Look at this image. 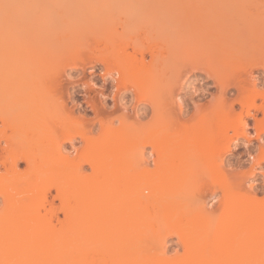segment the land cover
<instances>
[{
	"label": "bare ground",
	"instance_id": "6f19581e",
	"mask_svg": "<svg viewBox=\"0 0 264 264\" xmlns=\"http://www.w3.org/2000/svg\"><path fill=\"white\" fill-rule=\"evenodd\" d=\"M134 1L131 3L139 2ZM145 1L141 0V4H146ZM217 1L226 6H219ZM224 1L183 0L182 4L188 7L180 12L179 8H176L178 12L166 9L159 13L157 10V18L152 19L154 22L151 20V26L147 25L153 27L155 33L159 30L164 37L160 42L153 34L157 41L151 36L148 38L149 27L138 22L143 19L138 14L143 12L145 15V12H140L141 8L136 5H142L132 4L133 9L129 5V11L138 16L136 22L133 17L138 27L131 28L146 34L136 37L135 33L139 32H132L134 39L125 40L117 29L110 28V24L107 28L113 32L105 30L107 34L98 30L100 33L88 49L75 46L79 50H69V57L58 56L60 64L65 62L63 68L60 66L62 72L61 69L44 71L51 65V56L48 60L45 58L46 50L42 51L45 54L43 61L40 56L36 57V46H31V40L27 46L25 40L22 43L25 50H30L25 52L26 58L30 60V53H33L34 66L20 62L26 67L20 65L10 70L7 64L5 68L6 61L2 58L8 51L4 50L5 44L10 42L8 38L0 37V264H264V199L257 198L252 185L249 184L247 189L242 185V176L247 172L251 177L256 176L255 172L261 170L256 171L255 167L264 162L261 139L264 133V87L259 88L258 80L252 76L253 69L264 71V9H257L254 0L250 3H255V9L252 7L255 11L250 5L251 10L246 5L242 7L239 2L237 7L236 0L231 2L236 7L229 8L230 0ZM189 4L196 7L191 9ZM165 6L169 8L170 5ZM135 7H139V13ZM163 16L170 18L173 24L168 19L167 23H162L160 17L163 19ZM174 16L187 19L183 20L189 28L187 33L183 27V31L173 27L178 21ZM180 20L178 23L182 22ZM32 21L38 23L39 19ZM209 27H215L210 30L215 33L211 35V41L208 39ZM180 32L188 37L183 39L178 35ZM28 45L35 47V51ZM204 48L206 52L213 50L214 60L209 57L207 60L212 61L204 60ZM81 50L82 53H77ZM85 50L88 51L83 52ZM187 50L190 54L197 53V59L203 61L204 64L200 63L204 66L193 61L195 54L177 67V55L188 53ZM42 52L36 51L43 55ZM28 59L23 58L27 65ZM39 62L46 69L43 67L42 70ZM88 65L102 68L100 85L91 81L92 76L89 78L91 85L89 81L81 83L85 107L93 113L90 118L85 115L86 108L80 107L76 111L77 106L69 107L62 100L65 95L71 96L61 76L66 67L84 69ZM187 67L190 68L185 71L186 75L198 70L211 78L219 88V94L208 103H193L195 106L186 115L182 98L177 96L178 101H175L173 91L174 86L185 89L187 82L178 83V78L181 70ZM72 82H69L71 88L78 87ZM108 85L110 94L107 93ZM89 86L98 89L96 94L93 93L95 95L89 94ZM230 87L237 91L234 98L226 96ZM125 97L133 101L132 115L127 113ZM108 98L112 100L111 106H108ZM258 98L261 103L256 102ZM235 103L239 104V111H235ZM156 107L160 110L154 111ZM148 108H151V118L143 121ZM251 110L261 112L262 116L256 117ZM117 112L118 126L113 125L115 115H112ZM129 117L134 120L131 122ZM248 117L254 119L252 127L261 144L256 158L249 154L252 159L250 170L236 171L225 165L224 158L239 139L244 138L248 144L251 142ZM96 124L98 127L93 133ZM7 130L11 135L6 133ZM77 137L83 146L80 151L89 150L82 157L75 146L71 147L73 154L63 152V145H73ZM146 148H150L152 169L146 161L149 158L143 159ZM141 159L145 163L142 164ZM19 162L33 165V170L19 172ZM42 164L49 171L52 169L60 180L29 189L26 180L35 170L36 174L40 173ZM84 164L90 172L83 171ZM262 175L264 177V172ZM205 177L222 193L220 227L207 219L202 205L183 209V196L179 197L181 193L186 195L185 191L181 192L180 184L189 180L202 182ZM50 188L55 189V195H48V199ZM59 213L63 219L59 218ZM161 226L176 234L182 242V256L168 259L162 253L163 248L161 253L158 249L152 251V247L146 249L145 245L150 242L147 240L158 234Z\"/></svg>",
	"mask_w": 264,
	"mask_h": 264
},
{
	"label": "rangeland",
	"instance_id": "374dc122",
	"mask_svg": "<svg viewBox=\"0 0 264 264\" xmlns=\"http://www.w3.org/2000/svg\"><path fill=\"white\" fill-rule=\"evenodd\" d=\"M155 1H157V2L155 3ZM160 1L153 0L152 4L154 7L152 6L151 3H150L151 4V7H150L149 6L150 4H148V5H146V4L151 2V0L145 1L146 4H144L143 2H142L143 4H141V0H139V2H136V3H140L142 6H140L138 4L136 5V3H131V2H135L134 0H132V1L131 0H0V37L4 36L5 38H8L9 42H10L7 44V46L5 44L6 49H4V50L8 49V51H5L6 52L5 54L3 53V55H5V56L2 58V61H3V59H4V61H6V64L4 66H5V68H7L9 65L8 68L10 70L13 69V67L15 69L19 68L20 65H22L20 62L25 63L26 66H31L30 64L32 63L31 67H33L34 66V64H33L34 61L32 60L33 53H30V57L32 55V58H30V60L24 56V54H26L27 52L29 53V51H30V50L27 51L25 49H26L27 44L30 43V40H31V43H30V44H32L31 46H36V48L35 47L32 48L30 45H28V48H31V50L33 52L35 51L34 48L36 49V51L38 49V52H42V51L47 50L48 52H46V54H47V57H45L46 59L48 58L49 55L51 56L50 57L51 60H49V64H51L50 65L51 69L48 66V64L46 63V65L48 66L49 69L44 70L43 67H45V69H46V66H42L44 64L43 63L41 64L40 63L41 61L39 62L40 64L38 63V66L46 72L47 71L57 72L58 71L57 69H61V67L62 66L64 67V65H65V62L63 64L59 63V59L61 58L60 56L69 57L70 53L73 50L78 51L79 49H81V47L83 50L86 48L88 49L89 46L92 44L91 41H93L95 38H97L96 35L98 36V33H100V31L101 32L104 31V33H105L106 32L105 30L109 29L107 27L111 26L110 24H112V27H110V28H114V30L117 29L116 32L119 34H123L124 35L123 37H125V38H123V37L122 38L125 40H126V38L127 39L133 38V36H135L133 33L136 31L140 33V31H142V30L139 29V31H138V28L137 29L134 28V30L131 28V27H135V26L138 27V25L135 24V22L138 20V18H137L138 16H136V15L134 16L129 11V9H130L129 5H131L132 9L134 8L133 7L134 5L139 6L141 8V9H139L140 12L141 11L145 12V15L143 12H141V14H138L139 13L138 12L139 7L138 8L135 7V10L138 13L136 11L135 12L138 15H140V18H143V19H139L138 22H140L143 25L145 24L144 25L145 27H147L149 24H150L149 26H151L152 21L154 20L155 17L157 18V13L158 12L160 13V11H162V12L172 11L173 12L174 10L175 11L177 10L176 8H179V12H180V9L182 11L183 9H185L184 7H186V8L188 7V5L182 4L183 0H166V1L162 0V2H163V3L161 2L162 4H160ZM171 1H172V3H171ZM225 1L228 2L229 0H225ZM240 1L241 0H236L235 5H237V7L240 5H242V7H243V5H246V7L248 6L247 8L249 10L252 9L253 11H255L254 10L255 8L253 7L255 3H256L255 6L257 5L256 8L261 7V3H260L261 0H257V1L254 0L255 3L252 1L253 4L250 3L251 2L250 0H248L249 2L248 1L245 2L246 0H244V2L242 1L243 3H246V4H243ZM166 2H168V3H166ZM231 2L235 3L234 0L229 1V3H231ZM238 2L240 5L238 4ZM216 3L219 6H226L222 3H218V1ZM233 3H231V5L227 3L228 4L227 7H229V8H231L232 6L236 7ZM132 4H134V5L132 6ZM164 4L165 5L169 4L170 5L169 8L167 6H165V7H167V8H165ZM5 5H12V7H5ZM143 5L146 7H144ZM157 5H159V7H161L162 10H160ZM184 5H186V6H184ZM218 5H216V6H218ZM249 5H250L251 9H250ZM189 6L191 9H194V7H196V6H194L192 8L193 4H189ZM145 8H147V9H145ZM148 8L149 9L152 8L151 10H153V9L154 10L152 12L150 10V12H149ZM261 9L259 8V10H261ZM145 10L147 11V13L149 12L150 14L149 13L147 14ZM157 10H159V11L157 12ZM164 10H166V11H164ZM177 12H178V10H177ZM263 12H264V10H263ZM152 13H153V15H151ZM150 15H151V18L149 17ZM177 16H174L175 20H177V18H178V21H179L180 19ZM163 17H164L163 19L160 17V19L162 21L159 19L162 23H167L166 22L167 19L168 20L170 19V18H166L165 16H163ZM32 19H34V20L39 19V21L37 23V21L34 22V21H32ZM133 19L135 22H133ZM148 19L150 20L151 23L149 22ZM105 20H108V21L110 20L113 22L110 23V21L106 22ZM183 20H180L182 22H179V23H178V21H175V24L173 27H176V28L179 27L178 31L184 30L186 32V30H188L189 28H187V26H185V24H187V22L184 23ZM185 20L187 21V19H185ZM160 21H159V24L161 23ZM169 21H171L173 24L172 20H169ZM98 22H99V25H98ZM171 22H168V23H171ZM104 23H109V24H104ZM129 23H131L130 25H132V24H134V25L130 26ZM182 23H184V24H182ZM102 25L106 26V27L104 28ZM188 25H189V23H188ZM123 26H125V27H123ZM127 26H129L130 29ZM142 27L143 26L141 25V28ZM182 27H183V30H181ZM100 28H104V29L102 30ZM149 28H147V32H146L148 38H150L149 36H151V38L154 39L155 38L154 36H156V38L158 37V39H159L158 42H160L164 38V37L163 38L161 37L162 35L159 34L158 29H157L158 32L155 33L154 31H156V30H153L154 29L153 27H149ZM176 28L174 30H176ZM209 28L210 29H208V36H209L208 39L210 40L211 35L213 36L215 34V33L212 34L213 31H210V30L212 28L215 29V27H209ZM98 30H100V31H98ZM143 30H146V28H144ZM110 32H113L112 29H109V33ZM120 32H122V33H120ZM142 32L140 34L135 33L136 37L141 36V34H143V35L146 34V33H144L145 31H142ZM106 33L108 34V32H106ZM182 33L183 32H180V33H178V35L184 39L185 34L187 32L184 34H182ZM218 33L222 34V32H218ZM127 35H129L130 37H127ZM179 36H177V37H179ZM187 37L188 36L186 35L185 38H187ZM223 37L224 36L222 35V39H223ZM5 38H4V40H5ZM212 38L214 39V37H212ZM176 39L179 40V38H176ZM183 39L180 38L181 41ZM222 39H221V41H222ZM23 40L26 41L24 43L26 46L23 45V43H22ZM33 40H38V42L33 41ZM154 40L157 41V39H154ZM178 40H176L175 42L180 43V41H178ZM6 42H8V41H6ZM6 42H4V43H6ZM176 43H175V46H176ZM21 44H22V46H21ZM19 46H20V49H19ZM23 46H25V47H23ZM48 46L51 48V50L49 49ZM72 46L74 48H72ZM75 46L77 48L79 47V49L76 50ZM43 48H45V50ZM69 50L70 51L72 50V51L70 52ZM36 51L34 52L36 57H37V55L40 56L39 59L41 58V60L43 61V56H45V54L43 52H42L43 55H41V53L37 54ZM87 51L85 50L83 52H87ZM187 51H188V53L186 52V53L182 54V52H181L177 55L176 62H175V63H177V65L178 64L180 65L181 62L184 63L188 57L190 59L193 55L197 54V53H195V54L191 53L192 54L191 55L190 50H187ZM202 51H204V52H202V54L204 53L203 58L205 61H212V60H210L212 58H213V60L215 59V57L212 54L213 50H210V52H209V50H207V52H206V48H204ZM22 52H24V53L22 54ZM67 52L68 53L70 52L69 56H68ZM183 52H185V51H183ZM64 53H66V55ZM77 53H82V50L77 52ZM185 54H187V55H185ZM21 55H22V57H21L22 59L20 60ZM5 57H6V59H5ZM208 57L210 58L209 60H207ZM23 58H25L26 60L28 59V62H29L28 65H27V61L25 62L23 60ZM147 58L149 59V56H146V59ZM192 58H195L194 60L192 59L194 62L198 61V63H199L198 65H200V67L204 66L203 65L204 62L197 59V58H199L198 54L196 56H193ZM46 59H45V61H46ZM52 59L53 60L55 59V61L52 62ZM50 61H51V63H50ZM61 62H63V59ZM200 62L203 64L201 65ZM179 65L177 67H179ZM24 66L25 65H22V67H24ZM52 68H54L56 71H54ZM189 68L190 67H187V69L184 68L185 70L182 69L181 74L178 78V83L179 82L185 83L184 81L187 82V83H185V86H186V87H184L185 89L179 90L177 87L174 86V91H173L175 94V96H174L175 101H178V100H176L178 97L180 99L182 98L181 101L185 105L186 111H187V112H185L186 115L190 114V111H192L193 106H195V104H197V103H199V104L208 103V101H211L216 95L219 94V88L217 87V85H215L216 83L213 82V80L211 78H209V79L206 78L202 72L196 70V71H191V72H189V74L186 75L185 71H187ZM101 69L102 68L100 66H95L92 68L89 65L86 66L84 69H81L78 67L77 68L66 67L63 70L64 73H62V75H61L63 85L65 84L64 86L69 87L68 93H70V96H71V97H67L68 95H65L66 97L63 96L64 98H62V100H65L67 102V105H70L69 107H73V105L77 106L78 108H76V111H79L80 107L86 108V111H84V112H85V115H87V117H89V118L93 117V113L89 107H85L86 106L85 99H84L85 97H83L84 96V89H83L84 87L82 86L81 83L89 81L90 80L89 78L92 76L91 81L100 85L101 80H99V78H100L99 77V71ZM252 71H253L252 76H254L258 80V87L260 86L259 88H261V87L263 88L264 87V71L260 68L259 69H253ZM61 72H62V69H61ZM64 78H67V79H64ZM72 81H74L75 84L77 83L78 87H76L74 89L71 88L69 82H72ZM91 81L88 82V83H90L89 85H91ZM89 88H90L89 94L95 95L98 89L91 88V86H89ZM110 88H111L110 85H108L109 90H107V93L111 90ZM93 93H95V94H93ZM110 93H108V94H110ZM236 93H237L236 89L234 87H230L226 93V96L228 98H234L236 96ZM175 97H176V99H175ZM83 100H84V102H83ZM256 100H257L256 101L257 103H259V102L261 103V99L258 98ZM124 101H126L125 104H127L126 106L128 107L127 113L132 115V110H133L132 107L134 106V104L132 103L133 101H131L130 97H125ZM107 103H108V106H111L112 100L108 98ZM193 103H195V104L193 105ZM234 109H235V111H239V109H240L239 104L235 103ZM148 110H149V112H147L146 117L143 118V121L144 120L147 121L151 118V116H150V115H152V113H150L151 108H148ZM155 110H160V108L156 107L154 109V111ZM251 112L254 114L256 113L255 115L258 118H260L262 116L261 112H258V111L256 112L255 110H253V111L251 110ZM118 113L119 112L112 114L113 116L115 115L114 117L113 116L112 117H113V125H116V126H118V121L116 120ZM28 117H31L30 114L28 115ZM130 119H131V122L134 120V119L132 120V118H130ZM130 119L128 121H130ZM246 120H247L248 126L250 125L248 132L251 135L250 136L251 142L248 144L247 140H244V138L239 139L238 142L232 144L233 146H231L230 154H227V157L224 158L225 165H227L229 168L232 167L233 170L237 169L236 171L239 170V171H243V172L244 171L247 172L248 170H250L249 168L252 165V159L249 157V154L251 153L256 158L258 155V146H259V144H261V141L260 140L258 141L256 139L255 130L252 127L254 125V123H253L254 119L252 117H248ZM97 127L98 126L96 124V126H94L92 128L93 133L96 132ZM124 130H125V128H124ZM6 133L8 135H11L10 130H7ZM228 133H229L228 135H230V137H231L232 132L229 131ZM261 139H263V142H264V133L261 134ZM81 145H82V142L77 137L74 140L73 145L69 144V143H65L63 145V147H64V148L62 147L64 150L63 152L66 153V151H68L69 153L73 154L74 152L72 150L74 148L72 149L71 147L75 146V147L79 148V151H80V149H82V147H83ZM149 150H150V148H146V150L144 151V155H143L144 158L142 156H139V157H142L144 160L149 158ZM70 151H72L73 153ZM68 152L66 154H68ZM87 152H89V150H85L84 152L82 150V151H80V153L78 155H80L82 157L85 154H87ZM143 159H141L142 164L144 162ZM146 161H147V164L149 165L148 167H151V169H152V166H151L152 162H151L150 158L147 159ZM149 161L151 164L149 163ZM82 169L86 173L90 172V169H89L88 165H86V164H84L82 166ZM255 169H256V171L260 169L262 172H264V162L261 163L260 167L256 166ZM18 170L21 173L26 172V171H31V170H33V165H27L24 162H19L18 163ZM39 170H40V173L38 172L36 174V170H35L34 175H31V177H29L28 180L25 179L27 181V183H29L28 184L29 189H31V188L37 189L38 187H42V186L44 187V186H47V185H50L53 183L55 184L56 181L60 180L54 174L53 170L50 169L51 171H49V168H47V166H45V165L40 166ZM261 171L255 172L256 176H254V177H251L249 175L250 173H248V172L243 175L244 177L242 176V178H244L242 181L243 187H246L245 189H247L249 187V184L252 185L254 187L253 189H255L254 190L255 194H256V196H258L257 198L259 200L264 199V177H263ZM189 181H185L183 184H180L181 188H182V190L180 188L181 192H183V193H184V191L186 192L185 196L181 192H180L181 194L179 195V197L183 196L182 197L183 202L181 201L182 205L184 204L183 209L188 208V207L189 208L193 207L196 204L197 205L199 204V206L202 205L201 207L206 210L205 212H206L207 219L210 218L209 220L210 221L212 220L213 224L220 227L221 226L220 221L222 220V218L220 219L219 214H220V209H221L222 193L219 190V188L216 185H214L206 177L203 178L202 182H200V181L198 182L196 180H194V181L189 180ZM49 191L50 192L47 193V196L48 195L52 196L53 194L55 195V189L54 188L53 189L50 188ZM49 196H48V199H50ZM180 200H181V198H180ZM54 202H55V204L58 205V203H57L58 201L56 199L54 200ZM58 215H59L60 219L63 217L61 213H59ZM57 226H59V225H57ZM168 230L169 229L165 228V226H161L160 228H158V234L155 233L156 235L153 236L152 239L149 238L147 240V241L150 240V242L147 243V245H145L146 249L148 250V249H150V247H152L151 248L152 251L154 249H158V250H160L159 253H161L162 248H163L164 251L162 253H164V255L168 257V259H170V258L173 259L174 257L182 256V254H184V247L182 245V242H180L178 240V237H176V234L173 235ZM156 240H159L160 242H158V241L156 242ZM161 241H163V242H161ZM155 244H157V245H155ZM162 245H163V247H162ZM152 251L150 250V252H152Z\"/></svg>",
	"mask_w": 264,
	"mask_h": 264
},
{
	"label": "snow or ice",
	"instance_id": "6c2138e0",
	"mask_svg": "<svg viewBox=\"0 0 264 264\" xmlns=\"http://www.w3.org/2000/svg\"><path fill=\"white\" fill-rule=\"evenodd\" d=\"M5 7H12V5H5ZM261 8L264 9V0H261Z\"/></svg>",
	"mask_w": 264,
	"mask_h": 264
}]
</instances>
